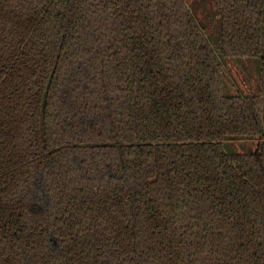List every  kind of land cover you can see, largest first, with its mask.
Returning <instances> with one entry per match:
<instances>
[{"label": "trees", "instance_id": "trees-1", "mask_svg": "<svg viewBox=\"0 0 264 264\" xmlns=\"http://www.w3.org/2000/svg\"><path fill=\"white\" fill-rule=\"evenodd\" d=\"M212 2L220 56L186 0H0V264H264V0Z\"/></svg>", "mask_w": 264, "mask_h": 264}, {"label": "rangeland", "instance_id": "rangeland-1", "mask_svg": "<svg viewBox=\"0 0 264 264\" xmlns=\"http://www.w3.org/2000/svg\"><path fill=\"white\" fill-rule=\"evenodd\" d=\"M196 21L204 29L205 35L220 56L218 44V11L212 0H186ZM262 56H264V28L262 29ZM221 58V57H220ZM225 68L224 94L236 95L250 93L258 85L259 59L227 60L221 58ZM252 90V91H253ZM264 128V101H263ZM224 150L228 154H252L258 140L255 138H229L223 141Z\"/></svg>", "mask_w": 264, "mask_h": 264}]
</instances>
